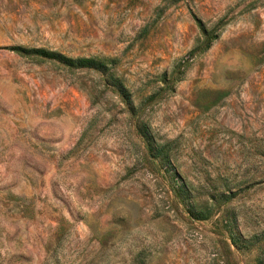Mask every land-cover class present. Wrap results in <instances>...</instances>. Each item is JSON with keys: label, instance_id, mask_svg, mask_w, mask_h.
<instances>
[{"label": "rangeland", "instance_id": "1", "mask_svg": "<svg viewBox=\"0 0 264 264\" xmlns=\"http://www.w3.org/2000/svg\"><path fill=\"white\" fill-rule=\"evenodd\" d=\"M12 47L114 59L134 105L155 98L131 119L95 74ZM181 182L234 196L194 220ZM0 264H264V0H0Z\"/></svg>", "mask_w": 264, "mask_h": 264}, {"label": "trees", "instance_id": "2", "mask_svg": "<svg viewBox=\"0 0 264 264\" xmlns=\"http://www.w3.org/2000/svg\"><path fill=\"white\" fill-rule=\"evenodd\" d=\"M193 21L201 39V53H204L216 40V29L207 31L198 20L193 18ZM218 26H220V24H218ZM10 51L18 57H23L29 60L31 63H48L67 72H89L95 74L100 79L102 86L109 88L112 94L117 97L119 103L124 108L126 115L134 120L138 118V114L143 111V108L148 106V104H151L155 98L154 95H152L146 99V103H144L145 105H134L128 90L125 88L121 80L115 75L113 68V64L115 62L114 59L67 58L61 54L48 50L32 48L21 49L12 47L10 48ZM183 64V67H185L186 63ZM174 74L175 75L170 74V76L163 74L160 84L171 90L170 85L178 83L180 81L179 76L182 73L178 74L177 71ZM133 127L136 130L138 139L143 145L146 159L148 161H155L159 166H167L169 162L168 156L170 145L156 144L141 122L134 123ZM190 193L191 191L183 182H181L180 185L172 191L173 199L175 200L176 205L180 206L182 211L188 214V217L192 214L194 215L195 211H197L195 210L197 207L198 212L194 215V220L198 221L207 220L212 209L227 205L234 196L231 191L225 187L222 192L218 193L215 186L210 185L207 195L204 196L202 203L198 205L196 203L189 202V198L191 197Z\"/></svg>", "mask_w": 264, "mask_h": 264}]
</instances>
